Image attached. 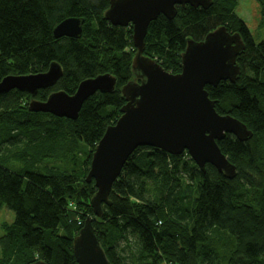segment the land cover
I'll use <instances>...</instances> for the list:
<instances>
[{"label": "trees", "instance_id": "16d2710c", "mask_svg": "<svg viewBox=\"0 0 264 264\" xmlns=\"http://www.w3.org/2000/svg\"><path fill=\"white\" fill-rule=\"evenodd\" d=\"M240 1L213 0L208 9L180 6L173 19L160 15L149 26L144 49L145 56L178 74L189 40L200 42L221 27L241 35L245 49L237 58L238 78L206 87L219 114L233 116L253 133L246 141L227 134L218 142L236 167L235 178L210 164L204 173L185 161L188 153L173 156L140 147L98 218L89 205L95 182L88 183L87 176L97 145L126 104L121 89L133 76L137 53L133 26H113L105 19L110 0H0V82L12 71L43 73L57 62L63 76L40 91L45 101L56 91L74 94L80 82L101 74L118 80L113 93L90 97L76 121L23 110L27 93L0 95V139L16 147L14 158L26 165L13 172L0 164V210L15 214L0 238V264H77L73 241L88 218L110 264H162L164 257L173 264H218L217 241L228 249L227 264H264V42L257 43L238 16ZM256 1L264 8V0ZM68 18L83 19L82 36L56 39L55 27ZM65 121L75 139L92 149L81 176L75 169L34 171L66 148ZM72 203L88 212L77 217Z\"/></svg>", "mask_w": 264, "mask_h": 264}, {"label": "water", "instance_id": "95a60500", "mask_svg": "<svg viewBox=\"0 0 264 264\" xmlns=\"http://www.w3.org/2000/svg\"><path fill=\"white\" fill-rule=\"evenodd\" d=\"M213 0H110L105 19L113 26H133V42L137 53L132 71L139 82L129 81L121 89L126 104L121 116L110 125L93 154L87 182H95L97 193L91 200L96 217L109 206L110 194L122 170L140 147L162 150L170 155L188 153L199 170L205 173L208 164L227 178L236 176V167L223 154L218 142L227 134L241 141L252 137V131L231 115H221L211 100L207 86L223 81L234 82L239 74L238 56L245 49L239 33L226 27L210 32L204 40H189L181 57V72H167L156 60L144 55L145 39L151 22L160 15L173 19L180 6L208 9ZM83 19L68 18L54 29L56 39L80 38ZM63 76V69L53 62L43 73L9 75L0 82V95L13 90L29 93L51 88ZM118 80L110 73L80 82L74 94L51 93L45 101L32 100L33 113L51 114L76 121L85 102L98 92L113 93ZM77 264H110L97 238L93 219L88 218L73 241ZM34 264H47L37 261Z\"/></svg>", "mask_w": 264, "mask_h": 264}, {"label": "rangeland", "instance_id": "374dc122", "mask_svg": "<svg viewBox=\"0 0 264 264\" xmlns=\"http://www.w3.org/2000/svg\"><path fill=\"white\" fill-rule=\"evenodd\" d=\"M237 11H238V16L248 25L257 43L264 42V8L261 6V4H259L256 0H241ZM10 74L17 76V74L14 71H12ZM131 80L140 83V80L136 78L134 73L130 81ZM38 96L39 95L37 94V96L32 97L29 93H27L26 97H24L23 102L20 104L21 108L23 110H28L29 105L33 99L43 101L40 100ZM32 114H39V113L32 112ZM64 124H65L64 127L66 129V137L64 139L66 143V148L64 150H61L60 154L55 156L54 158L53 157L48 158L42 163L38 164L36 167L33 168L34 171L42 174H46V172L49 171L50 172L57 171L58 173H63V172H70L72 171V169H75L78 171H74V173H76L78 176H81L80 173L82 172L92 149L89 148L85 143L78 142L75 139V137L72 134V127H71L72 125L70 124V122L65 121ZM260 141H261V146H264V137H261ZM2 142L3 139H0V164L3 167L13 172H18L19 170L23 169L26 165L22 161L14 158V155L16 154L17 156L18 153L17 151L14 152L15 150H17L15 149L16 147H12L10 143L6 144ZM20 147L22 149L24 146H20ZM6 148H9L8 151H5ZM146 153L147 152L142 151V154H146ZM184 159L186 162L191 163L192 161L194 163V161L191 159L189 155L184 156ZM189 182L190 181L186 180L185 184ZM80 184L83 185V183ZM96 193H97V188L95 190V194ZM95 194L90 196V203H89L90 206H91V200L95 196ZM70 206H71L70 208L71 211L74 212L75 215H77L78 212L82 214L85 211H87L86 209H88V207L86 206H84L85 210L83 208L81 209V207H78L77 203H72ZM74 219L77 220L76 218ZM14 220H15L14 212L8 210L7 207H4L2 210H0V238L5 234V228L7 226H10L14 222ZM209 241L212 243L216 242V240L213 237H210ZM220 244L221 242L217 241L214 245L215 247L214 250L217 252L218 255L217 257L218 264H227L226 253L228 252V249L219 248L218 246ZM168 261L171 260L167 257H164V259L162 260V264H173V263H169ZM12 264H19V263L14 261Z\"/></svg>", "mask_w": 264, "mask_h": 264}, {"label": "flooded vegetation", "instance_id": "af4514ba", "mask_svg": "<svg viewBox=\"0 0 264 264\" xmlns=\"http://www.w3.org/2000/svg\"><path fill=\"white\" fill-rule=\"evenodd\" d=\"M170 73H172V72H170ZM173 74V73H172ZM45 90V89H44ZM41 91V90H40ZM40 91L37 93V94H39L40 93ZM35 96H37V95H35ZM34 97V96H33Z\"/></svg>", "mask_w": 264, "mask_h": 264}]
</instances>
